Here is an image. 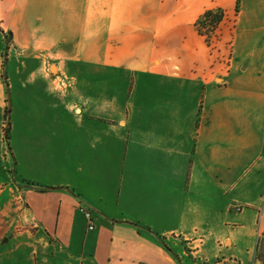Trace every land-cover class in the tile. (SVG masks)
I'll return each instance as SVG.
<instances>
[{
    "label": "crops",
    "instance_id": "obj_1",
    "mask_svg": "<svg viewBox=\"0 0 264 264\" xmlns=\"http://www.w3.org/2000/svg\"><path fill=\"white\" fill-rule=\"evenodd\" d=\"M27 1L0 0V264H264V57H237L247 0H60L90 42L77 54L17 29ZM215 8L212 49L195 24Z\"/></svg>",
    "mask_w": 264,
    "mask_h": 264
},
{
    "label": "rangeland",
    "instance_id": "obj_2",
    "mask_svg": "<svg viewBox=\"0 0 264 264\" xmlns=\"http://www.w3.org/2000/svg\"><path fill=\"white\" fill-rule=\"evenodd\" d=\"M264 0H247L246 7H248L247 11L251 12L254 16V20L243 18L242 24L240 28V32L238 33V44H237V57L239 54L242 55L245 59H256L257 57H264V44H259L257 41V33H255V27L259 24H264ZM63 3L60 0H28L27 3H23L22 11L23 16L18 17L16 27L17 29H21V31H29L33 35L34 42L41 40L42 38H50V39H59L62 35L68 37L70 39L69 43L60 46H66L68 51L72 54H77V46L78 43H84L85 46L89 45L90 42L85 37L82 39L80 34L77 32V27L79 26L76 19L64 18V11H62ZM256 13H258V18H256ZM11 20V19H10ZM257 20V21H256ZM262 22V23H261ZM231 28L233 23H227ZM7 40L11 41L9 34H6ZM258 35L262 36L263 34L258 33ZM0 41L4 39V54H7L6 50V41L4 38V29L0 27ZM219 39V33L217 34V38L213 37V43L211 45L212 49L216 48V42ZM250 41V42H249ZM230 42H228L223 50V54H220V59L224 62H227L230 58ZM9 45V44H8ZM59 46V47H60ZM31 55L29 51H24L23 56ZM12 57V54L9 56V62L5 63L6 73L9 76H12L15 73V66ZM35 61V60H34ZM46 64V73L50 74H58V69L52 64ZM37 62L33 63V66H37ZM52 67H56L55 72H52ZM20 69V66H19ZM11 93H9L10 95ZM13 94V92H12ZM11 96V95H10ZM12 102V101H11ZM8 105V103H7ZM12 105V103H11ZM11 112V109H10ZM8 116H10V124L15 122L14 116L8 112ZM8 118V117H7ZM10 142V139H9ZM14 159V158H12ZM10 169V168H9Z\"/></svg>",
    "mask_w": 264,
    "mask_h": 264
},
{
    "label": "trees",
    "instance_id": "obj_3",
    "mask_svg": "<svg viewBox=\"0 0 264 264\" xmlns=\"http://www.w3.org/2000/svg\"><path fill=\"white\" fill-rule=\"evenodd\" d=\"M238 12V8L236 13ZM227 19V14L225 10L221 8H215L205 11L200 18L197 20L195 26L199 34L205 37L206 43L209 47H211L213 43V37L216 39L218 31ZM7 35H5L6 37ZM7 38V37H6ZM7 48H8V41H7ZM10 139V126L7 128V146L8 150H11V146L9 144Z\"/></svg>",
    "mask_w": 264,
    "mask_h": 264
},
{
    "label": "built area",
    "instance_id": "obj_4",
    "mask_svg": "<svg viewBox=\"0 0 264 264\" xmlns=\"http://www.w3.org/2000/svg\"><path fill=\"white\" fill-rule=\"evenodd\" d=\"M238 210H241L240 207L237 208ZM80 211L85 215L87 221H88V230L93 231L95 229V225L93 223L94 221V215L91 210L86 208L85 206L80 207Z\"/></svg>",
    "mask_w": 264,
    "mask_h": 264
},
{
    "label": "water",
    "instance_id": "obj_5",
    "mask_svg": "<svg viewBox=\"0 0 264 264\" xmlns=\"http://www.w3.org/2000/svg\"><path fill=\"white\" fill-rule=\"evenodd\" d=\"M56 67H52V72H55ZM54 74V73H53ZM10 109H11V97L8 94V112L10 113ZM7 128H9L10 126V116H8L7 118V124H6ZM6 134H7V130H6Z\"/></svg>",
    "mask_w": 264,
    "mask_h": 264
}]
</instances>
